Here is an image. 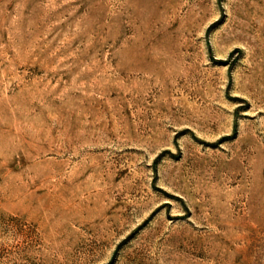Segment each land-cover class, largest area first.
Masks as SVG:
<instances>
[{
  "label": "rangeland",
  "instance_id": "1",
  "mask_svg": "<svg viewBox=\"0 0 264 264\" xmlns=\"http://www.w3.org/2000/svg\"><path fill=\"white\" fill-rule=\"evenodd\" d=\"M0 264H264V0H0Z\"/></svg>",
  "mask_w": 264,
  "mask_h": 264
}]
</instances>
